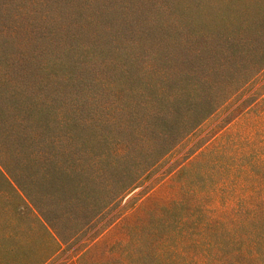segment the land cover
I'll return each mask as SVG.
<instances>
[{
    "label": "rangeland",
    "instance_id": "374dc122",
    "mask_svg": "<svg viewBox=\"0 0 264 264\" xmlns=\"http://www.w3.org/2000/svg\"><path fill=\"white\" fill-rule=\"evenodd\" d=\"M254 160L264 0H0V264L42 225L44 264H169L187 205L264 191Z\"/></svg>",
    "mask_w": 264,
    "mask_h": 264
},
{
    "label": "trees",
    "instance_id": "16d2710c",
    "mask_svg": "<svg viewBox=\"0 0 264 264\" xmlns=\"http://www.w3.org/2000/svg\"><path fill=\"white\" fill-rule=\"evenodd\" d=\"M261 163L264 165V161L254 160L249 165L256 167ZM244 196L236 198L233 194L231 200H226L219 208L203 206L196 210L194 204L187 205L176 220V227L158 244L166 245L170 240L169 264H264V191L255 190ZM181 202L182 198L167 211L176 212ZM42 231L53 248L39 264L61 251L59 242L43 225ZM160 252L151 256L158 264L163 262ZM141 260L137 258V264H141Z\"/></svg>",
    "mask_w": 264,
    "mask_h": 264
}]
</instances>
